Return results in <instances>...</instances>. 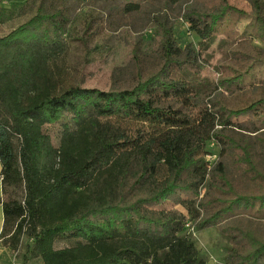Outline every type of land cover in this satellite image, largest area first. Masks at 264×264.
Here are the masks:
<instances>
[{
    "label": "trees",
    "instance_id": "1",
    "mask_svg": "<svg viewBox=\"0 0 264 264\" xmlns=\"http://www.w3.org/2000/svg\"><path fill=\"white\" fill-rule=\"evenodd\" d=\"M246 2L0 0L1 244L23 264H206L188 229L213 228L224 264H264V0ZM121 30L144 32L128 62L82 88Z\"/></svg>",
    "mask_w": 264,
    "mask_h": 264
},
{
    "label": "rangeland",
    "instance_id": "2",
    "mask_svg": "<svg viewBox=\"0 0 264 264\" xmlns=\"http://www.w3.org/2000/svg\"><path fill=\"white\" fill-rule=\"evenodd\" d=\"M229 3L240 10L246 12L250 10V6L246 0H229ZM4 5L6 6L7 3H4ZM77 19L78 15L76 13L74 15V21ZM177 19L178 20L175 24V32L176 35L179 36V43L181 45H184L188 42L197 44V39L194 36L187 34L185 31L186 26H184L181 17L178 16ZM8 31H10L9 27H6L5 31L4 29H0V36L4 35ZM140 33L144 35V32ZM140 33L138 34L141 35ZM138 34L129 32L128 30H121L117 32L113 40L112 50L106 56V58L103 61L89 65L82 70V88L107 91L110 84V75L112 69L125 65L128 62L131 57V49L134 38ZM216 51L215 44L211 45L208 50V54L214 55V59L211 61L212 64H215L220 58V54L216 53ZM202 73L212 79L217 77V74L213 72L210 67H206ZM110 121L127 129L131 134H134L137 131H142L144 134L160 131L159 126L149 122H139L131 119L119 118H112ZM63 123H70L68 117H65L57 123L44 127V131L51 136L54 145L58 143ZM188 234L195 243V246L201 253L203 259L206 261V264H224L223 258L226 254L227 244L216 229L212 228L204 231H198L195 228H189Z\"/></svg>",
    "mask_w": 264,
    "mask_h": 264
},
{
    "label": "crops",
    "instance_id": "3",
    "mask_svg": "<svg viewBox=\"0 0 264 264\" xmlns=\"http://www.w3.org/2000/svg\"><path fill=\"white\" fill-rule=\"evenodd\" d=\"M1 170H2V166L0 162V200L2 199ZM3 221H4V216L2 211V205L0 203V234L3 228ZM0 264H23L19 256L16 255V253L12 252L9 248L4 247L1 244V240H0ZM28 264H39V262L34 260L29 262Z\"/></svg>",
    "mask_w": 264,
    "mask_h": 264
},
{
    "label": "built area",
    "instance_id": "4",
    "mask_svg": "<svg viewBox=\"0 0 264 264\" xmlns=\"http://www.w3.org/2000/svg\"><path fill=\"white\" fill-rule=\"evenodd\" d=\"M193 229V228H192Z\"/></svg>",
    "mask_w": 264,
    "mask_h": 264
}]
</instances>
